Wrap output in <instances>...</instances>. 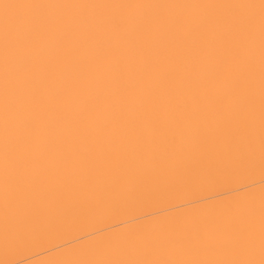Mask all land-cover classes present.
<instances>
[{"label":"bare ground","instance_id":"obj_1","mask_svg":"<svg viewBox=\"0 0 264 264\" xmlns=\"http://www.w3.org/2000/svg\"><path fill=\"white\" fill-rule=\"evenodd\" d=\"M0 264H264V0H0Z\"/></svg>","mask_w":264,"mask_h":264}]
</instances>
